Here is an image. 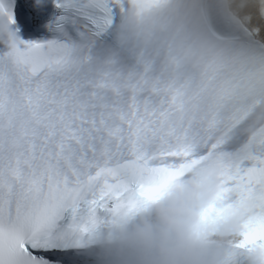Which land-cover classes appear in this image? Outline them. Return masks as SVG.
Here are the masks:
<instances>
[{
  "label": "snow or ice",
  "instance_id": "obj_1",
  "mask_svg": "<svg viewBox=\"0 0 264 264\" xmlns=\"http://www.w3.org/2000/svg\"><path fill=\"white\" fill-rule=\"evenodd\" d=\"M53 5L22 41L0 0V264H100L103 225L209 160L201 218L253 205L230 264L264 250V0Z\"/></svg>",
  "mask_w": 264,
  "mask_h": 264
},
{
  "label": "clouds",
  "instance_id": "obj_2",
  "mask_svg": "<svg viewBox=\"0 0 264 264\" xmlns=\"http://www.w3.org/2000/svg\"><path fill=\"white\" fill-rule=\"evenodd\" d=\"M10 32L0 16V42ZM218 186L219 170L209 160L198 175L181 179L135 216L103 225L97 242L100 264H230L233 243L254 206L201 218ZM245 264H264V250L248 251Z\"/></svg>",
  "mask_w": 264,
  "mask_h": 264
}]
</instances>
